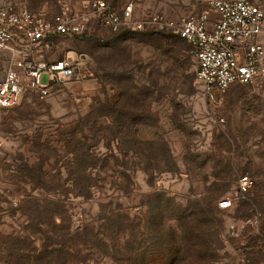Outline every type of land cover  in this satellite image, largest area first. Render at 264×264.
<instances>
[{
    "label": "rangeland",
    "instance_id": "374dc122",
    "mask_svg": "<svg viewBox=\"0 0 264 264\" xmlns=\"http://www.w3.org/2000/svg\"><path fill=\"white\" fill-rule=\"evenodd\" d=\"M13 1L51 17L65 8L84 9L91 0ZM108 1L116 6L132 1L139 13L171 17L207 8L206 0ZM162 38L139 32L114 35L102 27L84 37L53 38L43 56L50 62L76 57L78 75L55 85L46 97L28 92L14 106L0 108V264H9L16 238L40 248L47 236L60 243L71 236L76 240L85 224L95 225L107 237L103 218L107 213L100 212V204L114 209L127 232L119 243L110 240L109 248L84 251L89 264H128L132 251L148 253L140 259L146 264L179 261L173 255L178 246L187 255L178 264H199L186 236L171 246L170 253L166 237L155 227L162 217L175 227L179 215L201 220L204 209L211 211L216 224L207 264H264V77L208 99L196 81L197 59L191 46L181 40L178 61L171 60L158 47ZM8 57L0 61V78ZM41 81L48 84L49 74L43 73ZM131 84L139 89L132 94L143 107L124 116L132 122L140 114L141 136L167 143L170 171L149 169L148 160L131 146L133 126L126 124L122 133L115 126L119 134L112 140L103 130L109 125L107 116L120 111L119 90ZM135 101L129 100V108ZM82 149L93 155L92 162L115 155L109 166L101 167L100 161L92 171L88 180L96 189L88 197L79 196L77 190L80 170L75 150ZM161 167L167 168L165 163ZM243 175L254 180L245 195L238 192ZM226 197L233 199L232 206L221 208ZM32 198L44 207L55 205L66 211L64 222L57 223L70 237L53 234L46 215L47 224L35 231L37 222L25 211ZM152 249L154 253L149 252Z\"/></svg>",
    "mask_w": 264,
    "mask_h": 264
},
{
    "label": "built area",
    "instance_id": "2783aa9c",
    "mask_svg": "<svg viewBox=\"0 0 264 264\" xmlns=\"http://www.w3.org/2000/svg\"><path fill=\"white\" fill-rule=\"evenodd\" d=\"M207 8L178 17L160 12L139 13L134 2L122 6L91 0L81 10L63 9L48 17L13 0L0 5V108H9L28 92L46 97L58 83L78 75V59L66 56L50 62L43 56L51 39L84 37L94 27L111 33L165 31L184 39L197 59V82L202 94L215 99L237 84L248 85L264 77V4L249 0H206ZM49 74V83L41 81ZM254 186L249 175L238 181V192ZM17 203V201H15ZM223 198L221 208L232 206Z\"/></svg>",
    "mask_w": 264,
    "mask_h": 264
},
{
    "label": "trees",
    "instance_id": "16d2710c",
    "mask_svg": "<svg viewBox=\"0 0 264 264\" xmlns=\"http://www.w3.org/2000/svg\"><path fill=\"white\" fill-rule=\"evenodd\" d=\"M110 3L114 4L113 2ZM140 33H146V35L151 36L157 34L164 37L158 40V47L163 50V53L169 59L178 61V56L181 54L180 48H178V43L184 39L180 38L178 35L165 31H146ZM136 90L139 89L133 84L128 86L127 90L123 92H120L119 90L118 102L119 106H121L120 111H115L113 115L110 114V116H107L106 119H108L109 125L105 124V126L107 127H104L103 130L108 131L107 137L109 140H112L113 138L115 139V137L118 138L119 131L120 133H122L126 124H128V127L133 126L130 139L131 146L135 149L136 153L143 155L148 160L149 169L164 172L170 171L171 168H169L170 166H167V163L171 164L172 159L171 151L167 143L162 142V144H159L155 141H149L141 136L142 127L144 126V123L140 114L134 117L132 122H128V120L124 116V113H131L134 112V110L137 112V110H140L143 107L142 105L138 104L139 101H135L137 100L136 95L132 94V91ZM148 95L149 94H147V97H149ZM129 100L135 101V103L130 104V108L127 105V103H129ZM143 112L144 111L141 110V113ZM109 119L112 120L110 121ZM112 126H114V128ZM115 126L117 129H119V131L115 130ZM101 129L102 127L97 130ZM123 140L124 139L122 137L119 138V141H121L122 143ZM157 147L160 149V152ZM78 151L79 152H76L75 150V155L77 157V160L79 161L78 166L80 170V183L77 185L78 195L88 197L96 189V186L88 180L92 174V171L98 168V166L100 165V161L103 163L101 167L109 166L111 158H114L115 155L113 157L107 155V157H104V159L96 158L97 161L92 162L91 160L93 158V155L89 153V151L85 149ZM163 163H165L167 168L161 167ZM100 206V212L107 213L103 217L105 218V226L107 228L106 231L108 233L107 237H105V234L101 233L95 225L85 224L83 226V229L77 232L76 240L73 241V236H71V238L64 239V242L60 243L54 240V237L47 236L46 242L40 248L31 245L23 238H16L14 239L12 244V251L11 253H9V256L11 257L9 264H89V257L83 255L84 251L90 252L92 249L98 248L100 250V247L109 248L110 240L119 243L122 239H125L127 232L124 225L119 223V221L116 219L117 217L116 214H114L115 212L112 207H109L110 209H108V207L103 204H100ZM160 206L162 208V204H159V207ZM25 211H29L32 217L34 218V221L37 222V224H35L36 232L41 231L39 225L45 223L47 224V222H44L43 220V217L46 215L52 221L51 223L53 224V226L51 227L52 229H54L52 230L53 234L63 236L64 238L66 236L70 237L69 232H61V230H64L65 228L64 225H59L57 223L58 219H61L62 222H64V220L66 219V211L63 210L61 207H56L55 205H47L46 207H44L42 204L37 201H34L32 198V200L28 201L27 208H25ZM159 213L162 214L160 210ZM190 216L191 215L184 216L182 218L179 215L178 221L180 224L177 227L170 224L167 225L164 220V217H162V219L158 222V226L155 227V230L157 233L162 234V236L166 237L165 244L169 245L167 247L168 252L173 253L171 246L173 244L174 246H177V244L179 245V243L181 242L180 239L185 241V239L187 238L189 239L188 243L192 244V247L195 248L198 254L199 264H207L212 258L210 251L213 236L212 231L216 225L214 218L211 214V211L208 213L206 209L203 210L201 220L195 219L196 217L189 219ZM173 218L174 217L171 218L172 221ZM200 229L202 230L201 233H199ZM153 250L154 249L149 252L154 253ZM115 252L118 253L119 251ZM167 253L161 256L162 259H165V257H167ZM174 253L175 254L173 255H176L179 261L164 260L163 262H160V264H178V262H180L182 259L187 258L186 253H183L184 255L182 254V248H180V246L176 248V252ZM130 255L131 258L127 261L128 264H146L141 262L140 259L144 255V258H147L148 253L140 254L139 252H136V254H133L132 251Z\"/></svg>",
    "mask_w": 264,
    "mask_h": 264
},
{
    "label": "crops",
    "instance_id": "0c3cea01",
    "mask_svg": "<svg viewBox=\"0 0 264 264\" xmlns=\"http://www.w3.org/2000/svg\"><path fill=\"white\" fill-rule=\"evenodd\" d=\"M3 4V0H0V5Z\"/></svg>",
    "mask_w": 264,
    "mask_h": 264
}]
</instances>
